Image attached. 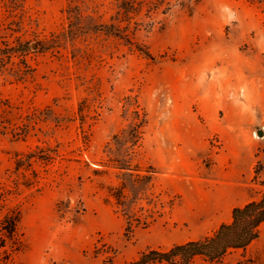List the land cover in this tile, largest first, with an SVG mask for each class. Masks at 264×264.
<instances>
[{
	"label": "rangeland",
	"instance_id": "1",
	"mask_svg": "<svg viewBox=\"0 0 264 264\" xmlns=\"http://www.w3.org/2000/svg\"><path fill=\"white\" fill-rule=\"evenodd\" d=\"M68 4L130 42L67 36ZM23 42L0 66V264L128 262L211 237L261 197L264 2L0 0V47ZM134 124L123 154L135 180H151L124 207L112 136ZM258 231L190 264H264Z\"/></svg>",
	"mask_w": 264,
	"mask_h": 264
},
{
	"label": "trees",
	"instance_id": "2",
	"mask_svg": "<svg viewBox=\"0 0 264 264\" xmlns=\"http://www.w3.org/2000/svg\"><path fill=\"white\" fill-rule=\"evenodd\" d=\"M264 2V0H257ZM15 4L16 0H12ZM68 22L67 36L74 38L86 31H101L106 35H112L129 43L127 35L122 28L114 23H90L86 25L84 18L77 5L68 4L66 8ZM38 46V45H37ZM27 42L18 44L16 47L5 45L0 47V66L4 58L13 53H25L29 50ZM37 48V47H36ZM146 56H150L145 50ZM137 124L126 127L121 133L112 136V155L117 161L120 169V178L130 191V196L125 200L124 207L136 199L137 194L143 186L151 180L149 174L143 175L140 181L133 178L126 163L123 149L126 143H132L137 137ZM19 161V160H18ZM118 196V195H117ZM17 216H8L3 219L6 225L3 237L11 239L15 231ZM264 222V191L258 200H251L243 205L234 206L231 210V221L219 224L217 230L211 237L189 240L183 243L174 244L167 250L147 248L139 253V256L131 261L118 263L111 258L103 260L102 264H151L155 262H167L168 264H190L195 256H203L208 260L220 258L230 248H244L259 235L258 227ZM4 241L0 242V247Z\"/></svg>",
	"mask_w": 264,
	"mask_h": 264
},
{
	"label": "water",
	"instance_id": "3",
	"mask_svg": "<svg viewBox=\"0 0 264 264\" xmlns=\"http://www.w3.org/2000/svg\"><path fill=\"white\" fill-rule=\"evenodd\" d=\"M258 135H263L262 129H257Z\"/></svg>",
	"mask_w": 264,
	"mask_h": 264
}]
</instances>
